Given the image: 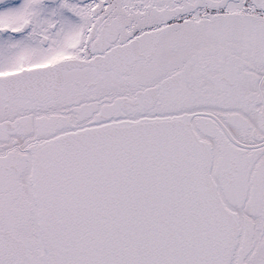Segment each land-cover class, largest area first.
<instances>
[{
	"label": "snow or ice",
	"instance_id": "1",
	"mask_svg": "<svg viewBox=\"0 0 264 264\" xmlns=\"http://www.w3.org/2000/svg\"><path fill=\"white\" fill-rule=\"evenodd\" d=\"M0 264H264V0H0Z\"/></svg>",
	"mask_w": 264,
	"mask_h": 264
}]
</instances>
